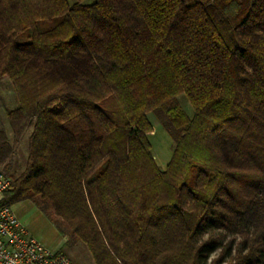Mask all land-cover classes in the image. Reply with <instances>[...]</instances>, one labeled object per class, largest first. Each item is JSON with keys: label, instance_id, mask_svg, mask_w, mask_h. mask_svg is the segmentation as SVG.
<instances>
[{"label": "trees", "instance_id": "obj_1", "mask_svg": "<svg viewBox=\"0 0 264 264\" xmlns=\"http://www.w3.org/2000/svg\"><path fill=\"white\" fill-rule=\"evenodd\" d=\"M2 77L31 127L3 203L94 264H264V0H0Z\"/></svg>", "mask_w": 264, "mask_h": 264}, {"label": "rangeland", "instance_id": "obj_2", "mask_svg": "<svg viewBox=\"0 0 264 264\" xmlns=\"http://www.w3.org/2000/svg\"><path fill=\"white\" fill-rule=\"evenodd\" d=\"M68 1L72 3L74 0ZM93 1L94 0H84V3L90 4ZM178 100L180 107L186 113L191 114L192 109L186 96L181 94L178 96ZM17 105L16 94L9 79L7 77H2L0 79V137L2 139L3 134L6 137L9 152L4 163L0 165V169L3 170L5 164L9 165V175H16L23 170L27 157V140L31 131V127L26 121L10 122L8 120L6 112L16 108ZM151 120L153 123V130L149 134H154L157 130L163 129L159 127L152 118ZM169 139L164 154L166 158L169 157L172 150V139ZM12 207L17 217L24 223L29 232L48 248L62 251L74 264H94L90 252L83 243L77 242L74 245L68 246H65L64 243L62 244V232H65L67 228L66 225L61 222L60 218L55 215L50 206H39L32 201L26 200ZM220 232L217 231L215 234L217 235ZM223 233V242L233 237L232 233ZM206 235V233L203 234V237H206ZM217 254L218 250L212 257L217 256Z\"/></svg>", "mask_w": 264, "mask_h": 264}, {"label": "built area", "instance_id": "obj_3", "mask_svg": "<svg viewBox=\"0 0 264 264\" xmlns=\"http://www.w3.org/2000/svg\"><path fill=\"white\" fill-rule=\"evenodd\" d=\"M11 186V178L0 169V264H74L65 253L34 237L13 207L3 203Z\"/></svg>", "mask_w": 264, "mask_h": 264}, {"label": "crops", "instance_id": "obj_4", "mask_svg": "<svg viewBox=\"0 0 264 264\" xmlns=\"http://www.w3.org/2000/svg\"><path fill=\"white\" fill-rule=\"evenodd\" d=\"M148 138L151 144V154L154 161L160 168L164 169L171 157V154H169L168 158H166L164 155L166 151V144L168 140H170V137L164 129H159L154 134H149ZM62 241L63 244L64 238H62Z\"/></svg>", "mask_w": 264, "mask_h": 264}]
</instances>
